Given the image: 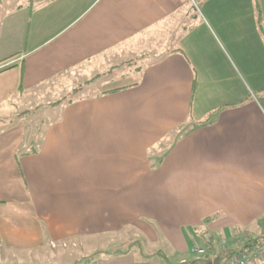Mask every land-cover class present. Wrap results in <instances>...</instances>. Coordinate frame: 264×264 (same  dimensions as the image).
<instances>
[{
  "label": "crops",
  "instance_id": "0c3cea01",
  "mask_svg": "<svg viewBox=\"0 0 264 264\" xmlns=\"http://www.w3.org/2000/svg\"><path fill=\"white\" fill-rule=\"evenodd\" d=\"M14 1L0 0L3 264H165L55 251L128 227L180 264L240 253L241 230L264 228V89L236 94L202 37L224 34L263 78L264 0ZM185 228L205 229L206 258Z\"/></svg>",
  "mask_w": 264,
  "mask_h": 264
},
{
  "label": "rangeland",
  "instance_id": "374dc122",
  "mask_svg": "<svg viewBox=\"0 0 264 264\" xmlns=\"http://www.w3.org/2000/svg\"><path fill=\"white\" fill-rule=\"evenodd\" d=\"M13 2L15 1L13 0ZM254 8L255 11H257L256 7ZM260 10L262 11L261 6H260ZM202 43L204 49L206 50V52H208V55H211L213 56V58H216V61L220 62L221 67H224L226 68L227 71L228 70L230 71V69H228V65H229L233 68V70L237 72L240 79L243 81L242 82L239 79L243 85H240V81L236 80V78H232L228 74V79H230V82H232V87H234L236 94H239L241 92V88L242 86L244 87V84L245 85L248 84L251 87L252 92L250 91V94L252 97H254L255 95H259L258 90L264 89V77L261 79L254 78L255 82L247 79V76L243 72V67L241 65L242 62L238 59V53H235L233 51L232 46L230 48V42L224 34L217 32V36L212 37L205 33L203 34L202 37ZM221 52H223V54L225 55V57L227 58L230 64L223 60V55ZM27 133L29 140L30 137L33 134H35L31 132H27ZM36 135H37L36 143H39L41 139L40 138L41 134L38 133ZM143 221L147 222L148 220L143 219ZM204 230L205 229L202 228L201 229L194 228L192 230H189V228H185L187 235L192 236V234H194L196 238L202 236V232H204L203 234L205 235V237L204 238L202 237V239L200 240L202 241L203 246L206 248L207 247L206 242L209 243V239H208V234H206ZM241 231L243 236L249 235L252 237V239H264V228H262L258 223H254L249 229L247 230L242 229ZM111 237L110 238L108 237V239H106L105 236L102 239H98V240H94V239L80 240V241H76L75 244L69 245L68 247L56 246L55 251L56 253L61 252V253L73 254L77 258V256L88 255L90 252H92L91 254H93L94 252L98 254L104 252L107 253L108 255H111L123 251L127 252L129 251V249H134L142 254H145L146 252H148L147 254H153V259H159V260L162 259V261L165 264H180L179 260H175V256L171 252L172 248H170V245L167 242L166 238L162 235H159L158 240L152 243L150 242L151 240L147 238L144 232L134 227H128L125 228L123 230V233L119 234L117 238H115L116 236L114 235L113 238ZM241 248H244V246H241ZM206 249H208V247ZM150 250H153V252H151ZM160 252H162L163 255L160 254ZM207 252H209V249L207 250ZM97 258L99 257L93 256V259L96 260ZM4 262L7 261L5 257L2 255V252H0V264H3ZM71 262L73 261L71 260L68 264H70Z\"/></svg>",
  "mask_w": 264,
  "mask_h": 264
},
{
  "label": "built area",
  "instance_id": "2783aa9c",
  "mask_svg": "<svg viewBox=\"0 0 264 264\" xmlns=\"http://www.w3.org/2000/svg\"><path fill=\"white\" fill-rule=\"evenodd\" d=\"M227 240H223V247L227 245ZM207 250L196 245L192 248L191 254L198 256L199 258H206ZM264 258V241H262L258 246L252 249H248L234 255L227 264H251L256 260Z\"/></svg>",
  "mask_w": 264,
  "mask_h": 264
},
{
  "label": "trees",
  "instance_id": "16d2710c",
  "mask_svg": "<svg viewBox=\"0 0 264 264\" xmlns=\"http://www.w3.org/2000/svg\"><path fill=\"white\" fill-rule=\"evenodd\" d=\"M262 241H264V239H252V237L251 236H246V238H245V240H243V244H241V246H244V248H242V250L240 251V252H242V251H245V250H248V249H252V248H255L256 246H258ZM207 244V245H206ZM205 245L208 247V249H209V251L212 249V244H209L208 242L206 243ZM200 247H202V248H204V249H206L204 246H203V244H202V242H201V245H199ZM241 246H240V248H241ZM208 249H206V250H208ZM239 248H235L234 250H232L231 251V255L233 256V255H237V254H239V252H237V250H238ZM205 263H206V261H204ZM227 264V263H226Z\"/></svg>",
  "mask_w": 264,
  "mask_h": 264
}]
</instances>
